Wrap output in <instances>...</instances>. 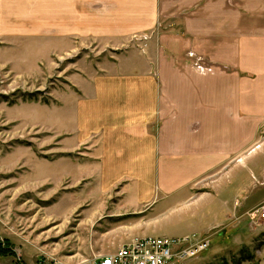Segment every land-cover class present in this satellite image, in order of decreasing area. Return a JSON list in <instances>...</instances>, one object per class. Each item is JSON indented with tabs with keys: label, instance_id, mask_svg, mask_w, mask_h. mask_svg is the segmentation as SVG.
I'll return each instance as SVG.
<instances>
[{
	"label": "crops",
	"instance_id": "obj_1",
	"mask_svg": "<svg viewBox=\"0 0 264 264\" xmlns=\"http://www.w3.org/2000/svg\"><path fill=\"white\" fill-rule=\"evenodd\" d=\"M16 1L18 10L0 4V17L11 19L0 23V34L44 33L55 19L68 48L153 27L159 17L176 19L168 34L79 75L85 82L72 109L79 136L67 146H88L89 165L79 176L108 198L106 209L113 203L116 216L139 214L156 199V209L185 207L192 186L239 157L264 118V0H56V11L39 8L49 0ZM98 12L121 19L119 27L100 25ZM128 18L136 22L130 26ZM187 51L197 55L187 58ZM238 187L231 186L230 206ZM138 225L127 222L131 228L114 235L108 248L154 236Z\"/></svg>",
	"mask_w": 264,
	"mask_h": 264
},
{
	"label": "rangeland",
	"instance_id": "obj_2",
	"mask_svg": "<svg viewBox=\"0 0 264 264\" xmlns=\"http://www.w3.org/2000/svg\"><path fill=\"white\" fill-rule=\"evenodd\" d=\"M18 3L0 0L1 5L9 4L5 8L16 6V10ZM45 4L56 11V0L38 2L40 9ZM111 4L116 13L117 3ZM96 6L106 8L101 2ZM95 19L112 27L122 21L101 17L100 12ZM9 20L0 17V23ZM175 20L159 17L153 27L97 35L79 41L77 48L60 42L55 19L49 20L44 33L23 34L11 28L0 34V240L7 239L15 252V256L0 255V264H34L46 257L87 264L114 252L108 241L126 233L129 221L152 237L192 233L209 241L204 252L179 264L264 262V218L255 213L264 204V118L239 157L223 162L192 186L185 207L156 209V199L130 216H116L109 200L106 209V197L79 176L89 165L88 146H67V139L75 141L79 136L72 127L73 103L82 96L79 86L85 82L79 75L105 57L136 51L137 45L145 47L153 38L168 34L177 25ZM127 21L131 26L136 19ZM194 54L186 52L187 58H195ZM232 185L239 190L230 206ZM168 200L162 203L168 205Z\"/></svg>",
	"mask_w": 264,
	"mask_h": 264
},
{
	"label": "built area",
	"instance_id": "obj_3",
	"mask_svg": "<svg viewBox=\"0 0 264 264\" xmlns=\"http://www.w3.org/2000/svg\"><path fill=\"white\" fill-rule=\"evenodd\" d=\"M255 213L264 218V204ZM209 247L205 238L143 237L119 246L115 252L100 255L87 264H179L192 259ZM34 264H66L55 257L38 259Z\"/></svg>",
	"mask_w": 264,
	"mask_h": 264
},
{
	"label": "trees",
	"instance_id": "obj_4",
	"mask_svg": "<svg viewBox=\"0 0 264 264\" xmlns=\"http://www.w3.org/2000/svg\"><path fill=\"white\" fill-rule=\"evenodd\" d=\"M9 241L7 239L0 240V255L2 256H15V252L9 249ZM17 264V263H16Z\"/></svg>",
	"mask_w": 264,
	"mask_h": 264
}]
</instances>
